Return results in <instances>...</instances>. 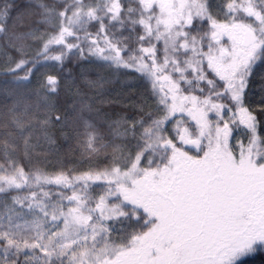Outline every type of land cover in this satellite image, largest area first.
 I'll list each match as a JSON object with an SVG mask.
<instances>
[{"label": "snow or ice", "instance_id": "1", "mask_svg": "<svg viewBox=\"0 0 264 264\" xmlns=\"http://www.w3.org/2000/svg\"><path fill=\"white\" fill-rule=\"evenodd\" d=\"M0 264H264V0H0Z\"/></svg>", "mask_w": 264, "mask_h": 264}]
</instances>
